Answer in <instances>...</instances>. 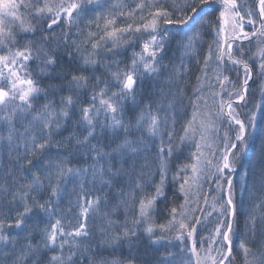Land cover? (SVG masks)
<instances>
[{
	"label": "snow or ice",
	"instance_id": "1",
	"mask_svg": "<svg viewBox=\"0 0 264 264\" xmlns=\"http://www.w3.org/2000/svg\"><path fill=\"white\" fill-rule=\"evenodd\" d=\"M0 264H264V0H0Z\"/></svg>",
	"mask_w": 264,
	"mask_h": 264
}]
</instances>
